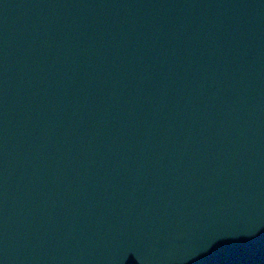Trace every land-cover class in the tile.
I'll use <instances>...</instances> for the list:
<instances>
[{"label":"water","instance_id":"water-1","mask_svg":"<svg viewBox=\"0 0 264 264\" xmlns=\"http://www.w3.org/2000/svg\"><path fill=\"white\" fill-rule=\"evenodd\" d=\"M0 264H264V0H0Z\"/></svg>","mask_w":264,"mask_h":264}]
</instances>
